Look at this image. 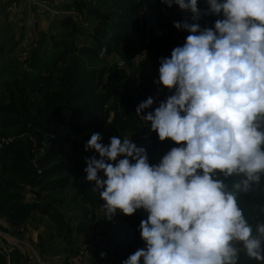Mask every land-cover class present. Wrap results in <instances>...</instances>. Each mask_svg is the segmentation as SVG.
Masks as SVG:
<instances>
[{
  "label": "rangeland",
  "instance_id": "374dc122",
  "mask_svg": "<svg viewBox=\"0 0 264 264\" xmlns=\"http://www.w3.org/2000/svg\"><path fill=\"white\" fill-rule=\"evenodd\" d=\"M22 1L35 7L27 25L0 26V263L4 248L17 247L26 250L25 263L67 264L82 252L80 264H121L144 247L138 227L147 213L138 209L128 216L117 209L106 218L105 201L83 171L85 157L99 156L85 152L84 144L93 131L104 145L112 136L131 138L146 150L150 165L179 146L160 141L135 109L151 96L153 105L141 115L152 112L172 94L153 83L158 59L184 43L189 33L173 22L191 23V13L161 0ZM198 7L205 9V0ZM218 18L202 16L198 23L211 27ZM83 47L101 55L78 53ZM47 154L56 157L48 167L58 173L45 178L37 162ZM63 178L64 185L52 186ZM239 200L253 227L264 222V176ZM58 253L65 254L63 261H46ZM101 253L110 261H101ZM239 264L256 262L241 248Z\"/></svg>",
  "mask_w": 264,
  "mask_h": 264
},
{
  "label": "clouds",
  "instance_id": "9594fccd",
  "mask_svg": "<svg viewBox=\"0 0 264 264\" xmlns=\"http://www.w3.org/2000/svg\"><path fill=\"white\" fill-rule=\"evenodd\" d=\"M161 3L190 12L192 22H173L189 34L158 59L153 83L172 94L141 115L154 103L146 98L135 114L179 146L150 165L131 138L104 145L93 131L84 151L99 158H84L85 179L106 218L117 209L147 213L138 227L144 247L121 264H239L241 248L264 264V222L253 227L239 200L264 176V0H205V9L199 0ZM208 15L220 18L201 27Z\"/></svg>",
  "mask_w": 264,
  "mask_h": 264
},
{
  "label": "crops",
  "instance_id": "0c3cea01",
  "mask_svg": "<svg viewBox=\"0 0 264 264\" xmlns=\"http://www.w3.org/2000/svg\"><path fill=\"white\" fill-rule=\"evenodd\" d=\"M42 7L45 8L46 6L43 4ZM31 9H35L34 5L31 6L29 3L25 5L22 0H0V26H26L28 23L26 17H28V13ZM10 15H14V17L18 16L21 21H18L17 24V22L13 21ZM5 17L8 18L9 22H6ZM25 253L27 252L24 248H4L1 252V257L3 259H1L0 264H34L32 262L25 263L26 260L23 258ZM58 254L60 255H52L50 258L48 256V260L46 257L43 261L45 262V259L48 263H51L49 261H52V263L63 261L66 257L65 254Z\"/></svg>",
  "mask_w": 264,
  "mask_h": 264
},
{
  "label": "trees",
  "instance_id": "16d2710c",
  "mask_svg": "<svg viewBox=\"0 0 264 264\" xmlns=\"http://www.w3.org/2000/svg\"><path fill=\"white\" fill-rule=\"evenodd\" d=\"M141 35H144V33L141 32ZM98 45H99V50H104V51L108 52V49L106 48L105 45H101V44H98ZM77 52L81 53V54H85L87 56L91 55V57H95V58H97L101 55L99 53L98 54L94 53L92 50H89L86 47H83L81 50H77ZM93 78H94L93 73L88 76V79H93ZM55 158H56L55 156L47 154L44 159H41L37 162V166L43 170L42 171L43 177L47 178L49 176H52V175H55L58 173V170H56V168L53 165L48 167L49 164L54 162ZM45 166H47V167H45ZM65 183H66V179L63 178V179L55 180L53 182L54 185H52V186H54V188H55V187H59L61 185H64ZM39 208H40V206H39ZM107 256H105V255L101 256V261L109 262L110 261L109 258H111V257H110V255H107Z\"/></svg>",
  "mask_w": 264,
  "mask_h": 264
},
{
  "label": "water",
  "instance_id": "95a60500",
  "mask_svg": "<svg viewBox=\"0 0 264 264\" xmlns=\"http://www.w3.org/2000/svg\"><path fill=\"white\" fill-rule=\"evenodd\" d=\"M39 26H40V22L37 20L34 21L32 24V32H33L36 40H38V38H39V31H40Z\"/></svg>",
  "mask_w": 264,
  "mask_h": 264
},
{
  "label": "built area",
  "instance_id": "2783aa9c",
  "mask_svg": "<svg viewBox=\"0 0 264 264\" xmlns=\"http://www.w3.org/2000/svg\"><path fill=\"white\" fill-rule=\"evenodd\" d=\"M82 252H80V254H76L75 257H73L72 259H69L67 262V264H80L82 263V259H83V256L81 257Z\"/></svg>",
  "mask_w": 264,
  "mask_h": 264
}]
</instances>
